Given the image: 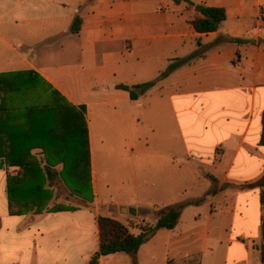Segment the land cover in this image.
Wrapping results in <instances>:
<instances>
[{"label":"crops","instance_id":"1","mask_svg":"<svg viewBox=\"0 0 264 264\" xmlns=\"http://www.w3.org/2000/svg\"><path fill=\"white\" fill-rule=\"evenodd\" d=\"M190 1L223 9L226 20L216 32L198 34L189 22L200 14L172 0H0V78L33 82L34 72L39 77L37 86L24 89L43 86L50 97L55 92L72 106L84 108L93 181L99 178L91 115L99 130L108 126L134 129L150 122L166 126L168 134H163L159 150L148 160L158 164L157 185L172 195L158 208L202 202L187 206L174 230L158 231L166 232L161 264H261L260 191L239 186L254 183L264 174V147L259 145L264 112V0ZM76 18L81 25L74 34ZM196 53L198 58L159 80L137 101L117 88L154 81L171 63ZM15 92L18 89L3 90L0 97ZM19 109L28 123L8 122L10 109L0 108L3 147L37 144L33 142L38 128L33 122L35 109ZM41 128L47 132V123ZM103 146L100 139L98 147ZM35 151L40 152L31 153ZM9 172L0 170V264H20L10 260L20 254L21 247L20 236L13 232L11 237L5 230L11 219L20 220L17 232L33 226L29 264H38L44 256L65 263L80 257L88 264L98 250V217L85 206L74 210L47 206L43 213L31 215L29 223L27 214L11 216ZM183 176L189 186L197 187L196 195H189L191 188H182ZM132 201L130 196L117 200L116 210L131 213L138 206ZM21 219L25 223L20 227ZM6 241L17 245L11 250ZM148 242L137 253V264ZM156 261L149 255L145 263ZM99 264H133V260L115 254L101 257Z\"/></svg>","mask_w":264,"mask_h":264},{"label":"trees","instance_id":"2","mask_svg":"<svg viewBox=\"0 0 264 264\" xmlns=\"http://www.w3.org/2000/svg\"><path fill=\"white\" fill-rule=\"evenodd\" d=\"M175 4L186 3L200 14L189 22L193 30L198 34L216 32L226 20V13L221 8L195 5L190 0H172ZM81 20L76 18L72 33L80 30ZM237 43H241L238 41ZM200 53L191 55L186 59L171 63L160 76L151 82L134 86H118L117 88L129 94L131 101H137L145 95L155 84L166 78L178 67L189 64L198 58ZM33 82H14L0 78V90H15L18 86H31L35 88L38 75L34 72ZM49 109L46 112L33 113V122L37 123V129L33 135L37 136V144L0 145V170L17 169L15 176L7 175V201L8 211L11 216H22L29 212L39 215L47 207L50 200L47 190L44 189V181L53 182L56 178L61 180L70 189V192L82 198L85 203L91 201V169L89 157V141L87 124L84 118V108H76L68 103L58 93H53L47 103ZM47 123V132L40 127ZM43 125V126H41ZM45 134L47 138L45 139ZM40 142V143H39ZM259 145L264 147V112L262 114V132ZM39 150L45 155L42 168L30 157L31 151ZM61 166V170L55 168ZM216 185V180L211 179ZM241 190L258 189L260 191V245L258 247L260 263L264 264V174L254 183L239 186ZM214 191L209 192L213 194ZM202 199L192 202H181L174 206H168L156 211L155 223L149 228H143L138 235L131 234L128 228L118 221L107 217H98L96 226L98 232V250L93 253L88 264H99L101 257L115 254H125L136 263V255L140 248L148 242L156 232L160 230L172 231L177 226L181 212L189 205H199ZM16 206L18 207L16 209ZM23 208V209H22ZM167 264H183L169 261ZM186 264V263H184ZM189 264V263H187Z\"/></svg>","mask_w":264,"mask_h":264},{"label":"rangeland","instance_id":"3","mask_svg":"<svg viewBox=\"0 0 264 264\" xmlns=\"http://www.w3.org/2000/svg\"><path fill=\"white\" fill-rule=\"evenodd\" d=\"M8 77L12 78V76ZM2 91L3 90H0V94L3 96L4 93H2ZM49 100L50 94L46 92V89L43 86H39V88L29 91L24 89V87L22 88L21 86H18V92H15L10 97L9 95L5 99L0 97V108L7 107L10 109L9 111H11V113L9 114L8 122L26 124L28 123L26 122L27 117L23 113V110L19 108L33 106V109H35L33 110V113L40 114V112H46L45 110L49 109L42 108V106H47ZM90 118L92 120V134L95 138L94 141L97 144V150L95 152V169L99 178V182L97 180L93 181V179L90 180L91 201L85 203L82 198L73 195L70 192V189H68L61 180L56 178L50 185L44 181V189L47 190L50 198L47 202V206H56L53 209L63 207L68 210H74L81 206H85L94 216L111 218L125 225L129 232L138 234L141 229L149 228L154 225V215L156 211L160 210V202L164 199H169L172 196L168 195V191L162 188L160 184L157 185L158 164L148 161L149 159H153L151 154L156 153L159 150L160 138L163 134L167 135L169 131L166 129L165 125L158 126V123L152 122L149 124L141 123L137 127H134V129H118L113 126H108L107 128L99 130L97 129V121L95 120L94 115H91ZM108 124H110V119H108ZM100 139L104 140V146L101 149L98 147ZM125 139H127V142L124 144L123 140ZM30 157L32 160L36 161L40 168L43 167L45 155L41 152L35 151L30 154ZM55 169L60 171L61 166H57ZM129 170H131V173L133 174V180L132 177H129ZM5 171H10V175H16L18 172L17 169L12 168L11 170L8 169ZM188 180L187 177H182V188H191V191H188V193L190 196H194L197 194L198 189L197 187L189 186L190 184ZM98 184L101 191H99ZM93 192H96V194H93ZM127 196H130V198L132 197V202L135 204L137 203L138 205L133 207L136 211L135 215H132L130 212L122 213L121 211L119 212L116 210L114 202ZM149 200L159 204L154 206L145 205L144 202H148ZM182 200H184V198ZM17 208L18 207L16 206V209ZM27 215L29 216H27L26 222L29 223L31 219L33 220L31 217L33 214L32 212H29ZM109 215H112V217ZM139 218L144 219L136 221ZM18 220L15 221L17 222ZM22 220L23 219H21V221ZM24 220L20 227L25 223ZM186 220L187 225H189L191 219L187 217ZM10 221L12 222H6L5 230H9L11 237H13V232L18 234L21 241V247L19 248L20 254L10 260L20 264H29L30 259L33 258V255L29 252L31 249V239L33 238V226L29 231L17 232L20 220L17 223H15L13 219ZM5 233L6 231L4 234ZM155 234V237H153L141 249V264H147L145 262L148 260L149 255H154L157 258L156 264H161V255L164 251L162 245L166 237V232L161 231L156 232ZM6 240H8V238H6ZM5 244L11 250L17 245L11 241H6ZM83 263L84 262L80 257L71 259V262L65 263L60 258L54 259L47 256L41 257V262H38V264Z\"/></svg>","mask_w":264,"mask_h":264},{"label":"water","instance_id":"4","mask_svg":"<svg viewBox=\"0 0 264 264\" xmlns=\"http://www.w3.org/2000/svg\"><path fill=\"white\" fill-rule=\"evenodd\" d=\"M121 212H122V213H127V210L124 209V208H122V209H121ZM131 214H132V215H135V214H136V211H135V210H131Z\"/></svg>","mask_w":264,"mask_h":264}]
</instances>
